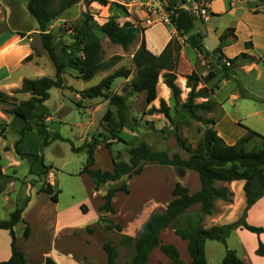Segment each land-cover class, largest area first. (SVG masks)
<instances>
[{
    "label": "rangeland",
    "instance_id": "374dc122",
    "mask_svg": "<svg viewBox=\"0 0 264 264\" xmlns=\"http://www.w3.org/2000/svg\"><path fill=\"white\" fill-rule=\"evenodd\" d=\"M54 1L58 4L61 0ZM169 1L171 7H180L185 1L187 8L193 12L196 10L198 0ZM0 3L4 5L0 8V31H8L0 36V90L17 95L24 79L54 78L56 70L43 48L39 25L28 13L27 1L0 0ZM210 3L209 1L208 6ZM214 8L216 10L225 8L226 11L217 16H211L208 11L207 18L195 16V29L191 34L201 33L206 49L214 52L220 45V37L229 29L235 28L237 40L227 47L226 53L224 52L226 57L235 59L249 52L250 55L264 61V0H223L222 3L215 4ZM126 9L130 18H121L119 23L123 25L129 21L144 29V37L152 53L170 36L173 39L171 49L173 56L178 60L176 83L182 90V96L176 102L168 92L163 79L165 71L160 75L158 97L152 104L147 103L146 94L128 96L129 91L124 90H130L136 80L133 57L140 47L141 39L125 51L120 46L112 45L100 32H96L104 51V62L111 64L117 57L120 60L110 70L99 72L91 81H84L77 71L67 69L64 76L66 89H52L50 99L37 110L38 115L48 119L46 122L50 134L52 136L58 134L62 140H55L45 148L36 131L29 133L19 148L23 153L32 154L36 158L29 156L20 158L15 152V145L22 139L20 131L25 124L0 110V174L12 175L18 180L7 185L0 195V221L8 220L18 208L25 209L23 222L17 225L15 234L17 245L26 255L29 264H41L47 257L52 256L57 257L59 264H107L103 243L112 242L118 245L120 241L116 234L111 238L105 237L102 241L104 235L100 232L98 223L99 217L105 215L98 214V208L103 204L105 192L112 185H105L101 191L96 192L93 181L81 174L87 161V154L74 153L72 145L81 147L86 141L99 140L101 143L95 155V168L104 172L111 171L114 162H128L130 148L141 143H146L156 152H167L171 157L179 154L184 159H187L189 154L182 148L183 142L190 145L194 153L203 152L205 128L201 123L192 120L182 109V104L186 102L190 92L186 77L193 72L202 77L207 76L210 71L218 74V77L208 85L211 91L210 99L215 103L216 110L210 115H202L216 121L214 129L219 136L223 133L222 139L228 145L243 130L246 135V128L264 136V76L254 71L255 65L245 68L244 62L240 61L231 72V80H227L218 56L207 60L203 56L197 58L199 52L196 53L187 42L190 34L180 35L174 30L173 25L157 24L147 28L143 24L144 16L137 8L129 6ZM83 13L92 15L94 22L99 25L105 24L110 17L109 7L99 4L87 6L82 2L64 12L58 20L48 25V31L54 35L59 52L74 42L73 29L80 23ZM249 41L253 42L252 50L245 47ZM31 55L32 59L27 61ZM223 63L226 64V61ZM123 68L131 69L132 76L129 79L116 80L109 93L127 95L129 122L128 127L122 130L120 138L115 139L109 133L108 124L103 121V117L108 110H112L115 122L118 123L116 109L103 98L84 99L81 93L97 86L103 79ZM261 70L264 72L263 64ZM240 86L243 87V93L250 98L241 97ZM201 88L202 84L198 86V90ZM17 96L21 100L29 98L25 94ZM161 100L166 101L170 108L172 119L170 121L162 114L148 115L152 107L160 108ZM203 101L199 99L197 103ZM255 112L260 113L254 115ZM32 125L34 126L35 122H32ZM261 148H264V141L259 138H254L246 146L248 151ZM44 166L50 167L49 173L46 176H37L44 171ZM31 170L35 175L30 174ZM187 172L169 166L144 164L139 172L126 179L130 195L123 193L117 195L114 207L120 216H116V213L111 219L123 225L130 217L129 214L142 204L151 203L152 209L158 205L166 206V203L173 199L172 192L177 181L186 180ZM192 175L198 177L196 173ZM34 181L36 184L32 188L29 184ZM47 183H51L55 191L60 192L58 203L52 202L47 195L38 194L40 188ZM189 185H192L191 182ZM152 200H156L157 203L151 202ZM28 201L30 202L26 205ZM258 205L256 212L247 218V221L251 226L264 228V199ZM228 207L238 215L232 223L242 218L245 208L242 209L240 198L235 199L233 196L231 203L219 201L215 205L214 215L207 217L203 226L207 228L214 224L215 219H218ZM26 224L31 229L29 240L24 238ZM177 226L178 228L183 226L182 221H179ZM66 229L73 231L64 232ZM89 229L93 231L92 235L89 234ZM237 231L228 239L227 245L207 242L208 264H220L227 249L236 251L247 264H264V259L253 252V239L258 245L259 241L264 242V235L256 237L247 231H242L241 235L236 233ZM10 243L9 233L1 231L0 258L2 253L11 252ZM69 252L72 253L71 259L68 258ZM119 252L118 264H130L134 250L120 247ZM160 260L161 258L154 257L153 261L156 263Z\"/></svg>",
    "mask_w": 264,
    "mask_h": 264
},
{
    "label": "trees",
    "instance_id": "16d2710c",
    "mask_svg": "<svg viewBox=\"0 0 264 264\" xmlns=\"http://www.w3.org/2000/svg\"><path fill=\"white\" fill-rule=\"evenodd\" d=\"M27 10L32 18L39 25V32L43 48L46 50L50 60L54 64L56 74L54 78L43 77L39 79H24L21 89L17 95L25 94L29 98L21 100L17 95H10L0 90V110L4 114L20 119L25 125L20 131L22 139L15 145V152L20 158L33 157L32 154L23 153L19 146L24 143L28 133L36 131L42 139L43 146L49 147L55 140H62L60 135L52 136L48 131L47 120L45 116L37 114L40 106L44 105L50 99V91L54 88L65 90V79L67 69L71 68L78 72L80 78L84 81H91L101 71L110 70L118 60V57L112 60L111 64L104 62V51L101 41L96 35L100 32L110 43L122 47L128 51L132 46L140 41V47L133 57L136 67V80L132 83L129 95L146 94L147 103L150 105L157 100L159 78L163 71L164 84L169 89L173 99L178 102L182 96V90L176 83L178 60L173 56L171 49L173 39L170 40L164 52L160 56L154 55L147 47L144 37L145 30L132 22L119 23L121 18H130L128 10L117 2L110 0H61L58 4L54 0H26ZM203 1V0H198ZM214 2L216 0H205ZM91 6L97 3L103 7H109L110 17L108 21L99 25L94 22V17L89 13L81 15L80 23L73 29L74 42L63 48L61 52L54 41V35L48 31V25L58 20L64 12L72 9L80 3ZM211 16H217L208 9ZM195 17L188 11L177 10L172 16V25L182 36L189 35L187 42L191 48L199 52L205 60L210 57L218 56L219 64L222 66V72L227 80H231L232 70L242 61L244 64L256 62L254 57L248 54H241L235 59H228L224 54V48L231 46L237 38L235 29L231 28L220 37V45L214 51L210 52L204 45V37L201 33L191 34L195 29ZM8 32L0 31V36ZM247 50L253 49L252 41L245 44ZM32 55L27 61L32 59ZM226 61V64L223 61ZM133 72L131 69H120L107 78L103 79L97 86L81 93L84 99L103 98L108 101L110 106L116 109L119 122H115L114 113L108 110L103 117V121L108 124L109 133L119 139L123 129L128 127V106L127 95H112L109 93L114 82L118 79H129ZM218 77L215 71H210L207 76H198L193 72L186 77L187 88L190 89L187 100L182 104L183 111L194 121L201 123L204 128L203 134V152L194 153L191 146L186 142L181 144L186 153L187 159L179 154L171 157L167 152H156L146 143L133 146L129 150L128 162H114L111 171H102L95 168L96 151L99 140L86 141L81 147L72 145V150L76 154L85 152L87 161L81 174L88 176L95 185V191L99 192L105 185H112L103 196V204L98 208L100 216L98 223L101 231L106 234L116 233L121 236L120 243L115 245L112 242H105L103 250L107 255L108 264H118L120 256V247L134 250V256L130 264H148L151 253L160 247L161 252L167 256L170 264H185L182 260L178 248L174 245H161V233L169 228L176 221H182L183 226L176 230V234L182 240L188 242V252L191 256V264H208L206 255L207 242H218L227 245L228 239L237 231H247L257 237L264 235V228L251 226L248 221V215L251 209L262 199H264V148L256 151H248L246 146L254 139L259 138L264 141V136L250 129L234 145H228L214 129L216 121L211 118H205L202 114L210 115L215 112L216 105L210 99L211 91L208 85ZM184 81V80H183ZM202 84L203 88L198 90ZM241 97L250 98L243 93V87H239ZM205 100L197 103V100ZM160 108L152 107L148 115L162 114L167 120H172L170 108L166 101L161 100ZM35 122V125H32ZM9 150V149H8ZM169 166L172 168L183 169L188 172L198 174L200 180V189L196 193L176 183L172 192L173 199L165 210L156 211L150 219L145 222L144 218H139L135 222V229H140L136 238L122 234L134 233V228L127 225L122 228L116 224L107 215H115L113 201L118 193L130 195L126 179L139 172L143 165ZM50 167L44 166V171L37 176H46ZM31 175H35L33 170ZM18 181L14 176L0 174V195L3 194L7 185ZM244 181V193L246 197V208L240 220L225 226H214L205 228L203 226L207 217L215 213V205L221 201L231 203L233 193L224 186L218 184H229L232 182ZM36 182H31L34 188ZM38 194H44L50 197L51 201L58 203L60 192L55 191L53 185L47 183L40 188ZM30 201L26 203L29 204ZM201 206L199 211H190L195 206ZM23 209H16L6 221H0V231H8L11 237V257L0 264H29L26 255L19 249L15 228L23 222ZM89 233H93L91 229ZM31 229L26 224L24 238L29 240ZM256 255L264 259V242L259 241ZM43 264H57L51 257L46 258ZM220 264H245L234 250L227 249L224 259Z\"/></svg>",
    "mask_w": 264,
    "mask_h": 264
},
{
    "label": "crops",
    "instance_id": "0c3cea01",
    "mask_svg": "<svg viewBox=\"0 0 264 264\" xmlns=\"http://www.w3.org/2000/svg\"><path fill=\"white\" fill-rule=\"evenodd\" d=\"M222 1L223 0H216V1H214V2H211L210 4H209V6H208V9L212 12V13H214V14H216V15H218V14H220V13H225V11H226V9L225 8H222L221 10H216L215 8H214V5L215 4H217V3H222ZM94 5H98V4H96V3H94ZM4 5H2L1 3H0V8H2ZM227 14L229 13V11H227L226 12ZM233 29H235V28H233ZM175 30V29H174ZM148 32V31H147ZM235 33H236V29H235ZM170 40H171V36L169 37V39L168 40H166V42L165 43H163V45L159 48V49H157L153 54L154 55H156V56H160L163 52H164V50H165V48L167 47V45H168V43L170 42ZM146 43H147V41H146ZM253 43V42H252ZM147 47H148V45H147ZM149 49V48H148ZM193 49V48H192ZM228 48H226V49H224L223 50V52H225L226 53V50H227ZM253 49H254V45H253ZM195 50V49H194ZM247 51V50H246ZM196 53H197V51H196ZM224 53V54H225ZM246 54L248 53V55L249 56H251V57H254V56H252V55H250L249 54V52H245ZM202 55L199 53H197V58L198 57H201ZM257 61L256 62H253V63H249V64H245L246 66H245V68H249V66L250 65H255L256 67V69L254 70V71H257V72H259V75L260 76H264V72L261 70V66H262V64H263V67H264V61H263V59H258V58H256V57H254ZM262 61H263V63H262ZM184 82V81H183ZM168 92H170L169 91V89H168ZM205 101V100H204ZM203 101V102H204ZM260 112H255L254 113V115H258ZM231 122H233V121H231ZM234 123V122H233ZM220 128V127H219ZM246 129H248V128H246ZM247 131V130H246ZM35 132V131H34ZM31 133H33V132H31ZM30 133V134H31ZM29 134V133H28ZM27 134V135H28ZM26 135V136H27ZM220 136H221V138H224V135H223V133H220ZM243 136H245V130H243L240 134H238L233 140H232V142L229 144V145H234V144H236L237 143V141H239ZM23 144H21L20 145V148H21V146H22ZM192 173H194V172H187V177L185 178L186 180H183V181H181V180H178L177 181V183H181L182 185H184V186H187L190 190H191V193H196V192H198L199 191V189H200V180H199V176L197 177L196 175H192ZM191 182V186L189 185V183ZM188 183V184H187ZM51 184V183H50ZM52 185V184H51ZM244 185H245V182L244 181H238V182H232V183H229V184H223L222 186H224V187H227L233 194H234V197H235V199H236V197H238V198H240V201L242 202V209H244V208H246V197H245V193H244ZM103 190V189H102ZM101 191V190H100ZM105 194H106V192H105ZM104 194V195H105ZM119 194V193H118ZM117 194V195H118ZM117 195H116V197H117ZM116 197H115V199H114V201H113V207H114V202H115V200H116ZM263 200V199H262ZM261 200V201H262ZM260 201V202H261ZM151 202H155V203H157V201L155 200H152ZM260 202H258L252 209H251V211L249 212V216H248V218H250L251 216H252V214L254 213V212H256V210H257V208H258V204L260 203ZM170 202H168V203H166V206H164V207H159V205L155 208V209H152V207H151V203H147V204H142L140 207H138L137 209H135L131 214H129V216L130 217H128L126 220H125V222L123 223V225H121L122 226V228L124 229V227L125 226H127V225H130V226H132L133 228H134V233H126V232H122V234H124V235H128V236H131V237H133V238H136L137 236H138V234H139V232H140V229H141V227L139 228V229H135V222L137 221V219H139V218H144L145 219V222L144 223H146L149 219H150V217L152 216V214L156 211V210H159V209H161V210H165L166 208H167V206H168V204H169ZM218 203V202H217ZM216 203V204H217ZM114 209H115V207H114ZM201 209V206L200 205H198V206H195L194 208H192L190 211L192 212V211H199ZM115 212L117 213L116 214V216H120V213L115 209ZM99 214V213H98ZM111 216H113V215H110L109 216V218L111 219ZM237 216L238 215H236V213H234V212H232V209H230V207H228L227 208V210L223 213V214H221V216H219V218L218 219H215V223L214 224H211V226L210 227H207V228H211V227H214V226H225V225H228V224H231L232 222H234L236 219H237ZM114 217V216H113ZM212 217V216H211ZM208 218H210V217H208ZM112 220V219H111ZM177 223H178V221H176L175 223H173L169 228H167V229H165L162 233H161V236H160V240H161V245H174V246H176L177 248H178V250H179V252H180V254H181V257H182V260L184 261V263L185 264H191V262H192V259H191V256H190V254H189V252H188V242H186V241H184V240H182L181 239V237H179L177 234H176V230H177V228H178V226H177ZM117 224V223H116ZM120 225V224H119ZM65 231H68L69 233H71L73 230L72 229H66V230H64V232ZM1 232V231H0ZM5 232H8V231H5ZM100 232L104 235L103 236V239H102V241L105 239V237H108L109 236V238H111V236H114V234H116V233H109V234H106V233H104L103 231H101V229H100ZM245 232V231H244ZM9 233V232H8ZM236 233H239V234H243V232L242 231H237ZM249 233V232H248ZM90 235H92V233H89ZM249 234H251V233H249ZM253 236H256V235H254V234H252ZM9 236H10V234H9ZM116 237H120V240H121V236L119 235V234H116ZM257 237V236H256ZM11 238V237H10ZM254 240V247H253V252H256V250H257V248H258V245H257V243L255 242V239H253ZM103 243V242H102ZM119 243H120V241H119ZM118 243V244H119ZM104 244V243H103ZM117 244V243H116ZM10 248H11V243H10ZM104 251V250H103ZM68 258L69 259H71V257H72V253L71 252H69V254H68ZM107 256V255H106ZM1 257L2 258H0V262H3V261H7V260H9V258L11 257V252L9 251V253H2L1 254ZM154 257L156 258H161V260H160V262L161 263H164V264H170L171 263V261H170V259L167 257V256H165L162 252H161V249H160V247L159 248H157V249H155L152 253H151V255H150V258H149V263L148 264H160V262L158 261V262H154L153 260H154ZM48 258V257H47ZM52 259H54L55 261H56V263L57 264H59V261H58V259H57V257L55 258V257H53L52 256ZM74 259V258H73ZM224 259V258H223ZM28 260V259H27ZM243 261H244V259H242ZM45 262V261H44ZM44 262H42L41 264H43ZM245 262V264H247V262L246 261H244ZM28 263H29V260H28ZM107 264H108V260H107Z\"/></svg>",
    "mask_w": 264,
    "mask_h": 264
},
{
    "label": "built area",
    "instance_id": "2783aa9c",
    "mask_svg": "<svg viewBox=\"0 0 264 264\" xmlns=\"http://www.w3.org/2000/svg\"><path fill=\"white\" fill-rule=\"evenodd\" d=\"M183 2L184 5L180 7H171L169 0H120L117 3L125 8H129V6L137 8L144 16L143 24L147 28H152L157 24L171 26L172 16L175 15V11L180 9L190 12L194 17L197 16L199 18H207L209 1H196V10L193 12L187 8L186 2Z\"/></svg>",
    "mask_w": 264,
    "mask_h": 264
}]
</instances>
